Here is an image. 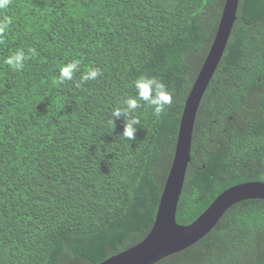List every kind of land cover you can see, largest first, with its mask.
I'll return each mask as SVG.
<instances>
[{
    "label": "trees",
    "instance_id": "trees-1",
    "mask_svg": "<svg viewBox=\"0 0 264 264\" xmlns=\"http://www.w3.org/2000/svg\"><path fill=\"white\" fill-rule=\"evenodd\" d=\"M226 0H10L0 20V264H102L150 234L186 100ZM23 51L16 71L4 63ZM80 60L71 81L59 69ZM99 68L96 80L80 83ZM154 76L172 94L141 107L136 139L111 123ZM264 183V0L237 21L195 122L176 220L189 226L225 191ZM156 264H264V200L229 209L203 239Z\"/></svg>",
    "mask_w": 264,
    "mask_h": 264
},
{
    "label": "water",
    "instance_id": "water-1",
    "mask_svg": "<svg viewBox=\"0 0 264 264\" xmlns=\"http://www.w3.org/2000/svg\"><path fill=\"white\" fill-rule=\"evenodd\" d=\"M239 2L240 0H226L213 44L186 100L173 161L150 234L140 245L102 264H156L206 237L234 205L248 200H264V183H245L221 194L193 224L182 226L176 220L187 169L191 162L197 113L237 21Z\"/></svg>",
    "mask_w": 264,
    "mask_h": 264
},
{
    "label": "clouds",
    "instance_id": "clouds-1",
    "mask_svg": "<svg viewBox=\"0 0 264 264\" xmlns=\"http://www.w3.org/2000/svg\"><path fill=\"white\" fill-rule=\"evenodd\" d=\"M10 0H0V9H6ZM12 24V18L4 16L0 20V34H3L6 29ZM29 57L23 51L16 52L4 61L10 68L20 71L24 68L25 61ZM80 60H72L59 69L58 82L71 81L74 78V73L80 71ZM102 75L99 68H91L81 76L80 83L90 80H96L98 76ZM132 87L135 89V95L128 96L122 101L120 106L113 109L111 113V123L115 126V120H123L124 127L120 134L127 141H134L138 131L137 126L140 125V119L135 115L136 110L141 107L152 109L154 116L159 118L166 107L171 106L172 94L167 86L154 76H140L132 82Z\"/></svg>",
    "mask_w": 264,
    "mask_h": 264
}]
</instances>
